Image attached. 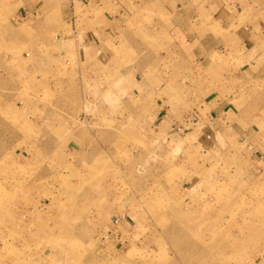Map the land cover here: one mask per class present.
Here are the masks:
<instances>
[{
	"label": "rangeland",
	"instance_id": "374dc122",
	"mask_svg": "<svg viewBox=\"0 0 264 264\" xmlns=\"http://www.w3.org/2000/svg\"><path fill=\"white\" fill-rule=\"evenodd\" d=\"M96 9L0 0V264H264V50L216 93L141 28L66 65Z\"/></svg>",
	"mask_w": 264,
	"mask_h": 264
},
{
	"label": "crops",
	"instance_id": "0c3cea01",
	"mask_svg": "<svg viewBox=\"0 0 264 264\" xmlns=\"http://www.w3.org/2000/svg\"><path fill=\"white\" fill-rule=\"evenodd\" d=\"M82 1L97 7L94 16L98 18L86 19L83 28L70 32L76 21H72L73 14L66 17L68 32L60 37L61 58L66 65L72 59L80 66L117 59L115 48L121 38L132 43L130 34L141 28L158 45L167 43L172 59L183 63L185 70L179 76L187 77L188 84L216 93L222 90V79L231 74L230 63L243 59L245 66L254 68V60L264 50V0ZM20 10L13 11L11 22L25 26L36 19L39 8L26 13ZM230 51L235 56L229 58ZM162 58L167 60L171 55L162 54ZM137 79L134 77L136 84H143Z\"/></svg>",
	"mask_w": 264,
	"mask_h": 264
},
{
	"label": "built area",
	"instance_id": "2783aa9c",
	"mask_svg": "<svg viewBox=\"0 0 264 264\" xmlns=\"http://www.w3.org/2000/svg\"><path fill=\"white\" fill-rule=\"evenodd\" d=\"M117 222H118V220L116 219V220H115V223H117Z\"/></svg>",
	"mask_w": 264,
	"mask_h": 264
}]
</instances>
